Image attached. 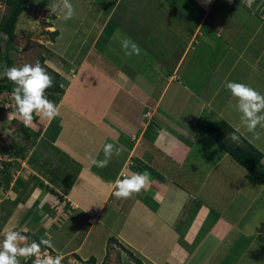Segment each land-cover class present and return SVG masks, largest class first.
Masks as SVG:
<instances>
[{
  "label": "crops",
  "instance_id": "1",
  "mask_svg": "<svg viewBox=\"0 0 264 264\" xmlns=\"http://www.w3.org/2000/svg\"><path fill=\"white\" fill-rule=\"evenodd\" d=\"M188 1L186 18L175 17L177 11L170 14L159 2L161 26L150 31L147 25L157 19L158 9L150 1L127 3L118 22L111 20L112 10L106 16L98 12L76 41L77 50L86 49L83 54L80 49L84 57L78 63L62 58L63 51L54 52L52 59L64 65L56 62V70L51 69L60 75V95L54 101L60 115L49 147L57 162L49 171L64 163L72 184L63 194L56 188L50 191L51 186L32 172V189H39V198L22 192L13 203L20 189L12 179L0 191V205L5 204L7 218L17 222L14 228L38 241L50 239L54 247L42 252L62 255V263L96 260L83 255L93 230L105 235L93 238L103 243L102 249L112 241L141 264H207L219 246L225 243L229 252L236 245L234 234L240 237V253L248 239H254L259 224L244 221L229 204L240 191L254 189L256 210L262 211L264 185L214 143L205 124L223 120L264 151L259 148L264 142L246 133L236 101L225 87L229 81L244 83L264 95V0H254L251 7L242 0ZM115 2L117 7L120 0ZM117 32L139 46V56L124 55ZM196 37L200 50L189 54ZM96 82L97 93L84 95ZM43 122L41 131L50 120ZM106 143L122 145L124 151L113 155L107 167H95L88 157L103 160ZM263 157L264 152L261 161ZM142 172L150 174L151 182L139 194L117 199L111 193L117 179ZM121 173L125 176L119 177ZM227 197L230 200L223 202ZM256 237L263 243L264 236Z\"/></svg>",
  "mask_w": 264,
  "mask_h": 264
},
{
  "label": "rangeland",
  "instance_id": "2",
  "mask_svg": "<svg viewBox=\"0 0 264 264\" xmlns=\"http://www.w3.org/2000/svg\"><path fill=\"white\" fill-rule=\"evenodd\" d=\"M38 1L40 0H29V3L33 4ZM115 1L116 0H110V1L109 0H69V3H71L74 8L75 14L72 19H69L67 21H65L61 16L58 15L57 16L58 19L55 22L54 17L57 14L52 13L49 7V5L53 3H60L61 0H50L49 5L43 9H38L33 12L30 11L22 12L18 17V21L14 31V36L10 41V49L7 51V56L9 59H11L10 68L12 67L20 68L24 64H31L34 66L35 63L39 61L41 66L44 67L46 71L51 69L56 70V68L53 65H56L57 62V65L63 66L64 61H62L61 59L60 61H54L52 59L54 58L53 56H55L54 53L55 51H59V52L63 51L62 58L66 59V61L69 60L72 61V63H78V59L84 57L79 55L80 49H81V54H83V52L86 49L85 46L84 47L80 46L77 50L76 41L80 39L81 34H83L86 31V28L89 27V25L91 24V20L95 18L96 12L102 11V9L105 8L103 15L106 16V14L110 10H112L111 14L113 13L112 14L113 16L111 17V20L118 22L119 16L126 11V8H124L126 7V4L129 2L135 4L137 2V0H120L118 7H116ZM139 1L140 2L143 1L144 3H146V5L149 4V1L155 2V0H139ZM159 1L164 6L163 9L166 8L170 14H172V10H175L177 11L178 14H180L178 15L176 13L175 17L183 16V12L186 11L190 15L189 11L191 10V8L189 7L190 3L188 0H159ZM3 2L4 0H0V16L5 12V5L3 4ZM159 11L160 9H157V14H156L157 19H154L153 23L147 25V27L149 28L148 31L159 28V26H161L159 24L160 19H158V16L159 18L162 16L158 15ZM111 14L109 16H111ZM100 15L102 14L100 13L99 16ZM185 15L183 16V18H186ZM47 21H51L52 24H45L47 23ZM181 21L183 20L181 19ZM46 25H50L51 29L45 27ZM53 30H56L57 33H59V36L55 37L53 42H51L49 39L50 35L48 33L52 32ZM129 30L131 34L134 35L132 29L130 28ZM202 30L203 29H201V31ZM1 40L2 37L0 35V41ZM194 41L195 43L192 44L191 46L192 52H189V54H194L197 50H200V46L197 45L199 42V38L196 37ZM173 52L176 53V50H173ZM1 56L2 55L0 53V77L2 76V72L5 64L2 61ZM178 56L179 55L176 56L175 54L173 58L177 60ZM186 59L184 60V62H182V65L186 63ZM45 61H47L48 63L46 64ZM182 68L183 66L180 68V72L182 71ZM206 71L208 72V70ZM8 84L10 85V88L13 91L15 85L9 80H8ZM97 84L98 82H96V84L90 83V87L86 90L84 95L86 96L95 95V93H97L98 91ZM194 90L196 94H199L200 88ZM14 111H15V101L12 92H2L0 94V149L1 150H7L12 145L20 146L25 144L22 140L23 137L22 132L19 129L20 128L19 122L22 124L23 122L16 116L9 117V113H13ZM137 111L138 109H136V112ZM36 117H37L36 122H33L32 125L27 126V128L31 133H35L38 130H42L44 128L43 119H41L38 116ZM257 130L260 131L261 136L259 140H255V141L264 142V130H259V129ZM246 133L248 132L246 131ZM250 138H251V134H250ZM47 140L48 138L45 137L44 134L41 137L37 136L31 138L30 143L28 145V149H27L28 153L26 154V158L17 159L15 161L10 160V161H14L13 166H8L9 164L6 165L5 161L7 159V156L0 155V176H1L0 191L4 188V186H6L8 177H10L9 181L13 179L14 180L13 185L17 186V187L16 186L13 187L17 190L20 189L16 193L17 196L13 201V203L18 202V197L21 196L22 192L28 195L31 193L32 198L35 197L37 199L39 198L38 196L40 195V191L39 189H32L35 183L31 181L33 175L36 176L38 175L33 172L32 167L29 166L27 162L28 161L35 162L34 160L37 161L39 159L41 160L43 159L42 160L43 164L38 166L39 172H41V174L42 172L43 173L47 172L51 166L55 165V163L57 162V158L54 156L53 154L54 152L48 147L50 145L45 144L43 146V144ZM259 148L264 149V146H260ZM261 152L263 153L264 151L262 150ZM39 162L41 161L39 160ZM261 162L264 165V157ZM23 167L27 169L25 170V173H22V171L24 170ZM35 186L38 187L37 184ZM10 191H12V189H10ZM50 191H54L52 187ZM255 192L256 191L254 189L247 192L246 189L244 191H240L238 193V196H234L232 198V203L229 204L232 208H235L237 210V213L242 214L244 221L248 220L249 223L259 224L256 225L254 231L255 232L254 239L252 237L248 239L249 241L251 240L250 241L251 244L249 243V241H247L246 242L247 249H245L244 252L240 253V251L236 248L237 244L240 246V242L237 241L240 237L239 235L234 234L233 239L236 245L230 247L229 252L227 248H225L226 247L225 243L219 246L216 249L214 255L212 257H208L207 264H264V245H263L264 239L261 238L262 236H264V228H263L264 208L262 211H259V209L256 210V206L258 205V200L252 198ZM210 200L215 201L216 197L211 196ZM229 200L230 197L223 198V202L225 203H227ZM260 200L262 199L260 198ZM4 205L5 204L0 205V241L3 240L4 238L3 234L5 231L7 230L20 231L19 228L17 227L14 228V225H16L17 222L12 220L10 221L7 218V215L5 214L4 211ZM262 206H264V203H262ZM85 228L79 230L80 237H82L83 234L85 233ZM257 235H259L258 240L261 238L260 242L263 243H257L256 241ZM104 236H105L104 234L99 233L96 230H93V232L88 237L87 244L83 250V255H85L86 257L92 255L96 259L95 261L93 260V264H135L133 258L129 256V252L121 248L117 244L113 243L112 241H107L108 244L105 245L104 249H102L103 243L102 242L100 243L98 240L93 239V238L103 239ZM75 242L76 241H74L73 243ZM239 256H241L240 257L241 259L239 260V262L235 263V260ZM35 258L37 259L40 257H33L32 259L35 260ZM62 264H66V263H62ZM85 264H91V263L87 261L85 262Z\"/></svg>",
  "mask_w": 264,
  "mask_h": 264
},
{
  "label": "clouds",
  "instance_id": "3",
  "mask_svg": "<svg viewBox=\"0 0 264 264\" xmlns=\"http://www.w3.org/2000/svg\"><path fill=\"white\" fill-rule=\"evenodd\" d=\"M208 2L210 3L211 0ZM242 2L251 7L254 0H242ZM228 3H232V0H228ZM49 7L52 13L61 16L65 21L72 19L75 14L69 0H61L60 3H53ZM116 36L120 38L121 48L126 57L140 55L141 49L131 38L120 37L119 32ZM45 63L48 62L45 61ZM3 77L15 85L12 92L15 111L9 113V117L16 116L27 127L32 125L34 114L43 120H52L60 115L57 105L45 95L46 90L53 87L54 78L47 73L39 61L34 66L24 64L20 68H6ZM225 87L236 101L235 110L240 114L241 124L251 134L252 140H259L261 133L257 129L264 130V95L244 83L229 81L226 82ZM239 132L240 129L235 128L226 139L239 146L241 143V137L237 134ZM114 148L115 152L113 151ZM123 151L122 145L116 147L114 144L106 143L103 146L105 157L103 160H97L91 156L88 159L95 167L105 168L113 155L119 156ZM124 176L125 174L121 173L119 177ZM150 182L148 172L131 173L130 176L115 181L116 190L113 191V195L117 199H131L134 194H139ZM90 222L91 220H87V223ZM24 231L7 230L4 232V238L0 241V264H21V258L27 261L33 257L41 256L44 258H35L32 260V264H62L64 260L62 255L53 256L42 252V245L45 249L54 247L50 239H41L39 242L33 240L28 243L29 237L26 235L27 232H25L26 234L23 233ZM70 264H78V262L73 260Z\"/></svg>",
  "mask_w": 264,
  "mask_h": 264
},
{
  "label": "trees",
  "instance_id": "4",
  "mask_svg": "<svg viewBox=\"0 0 264 264\" xmlns=\"http://www.w3.org/2000/svg\"><path fill=\"white\" fill-rule=\"evenodd\" d=\"M159 0L150 1V5L156 6L154 9L159 7ZM3 4L5 5V12L0 16V35L2 40L0 41V53L2 57V61L4 64V69L2 72V76L0 77V94L2 92H13L8 84V79L3 77V73L5 72L6 68H10L11 66V59L7 56V51L10 49V41L14 36L15 27L18 21V17L24 11H36L38 9H43L48 6V0H40L36 3L30 4L29 0H4ZM118 7V6H117ZM161 10V8H158ZM143 12L142 8L140 9ZM98 13V12H96ZM99 13L103 14L102 11ZM113 15H111L112 17ZM51 24V23H45ZM96 25V24H95ZM45 27H51L50 25H46ZM46 32V31H45ZM48 33V32H47ZM50 35V41L53 42L54 38L58 36L56 30L48 33ZM83 35V34H82ZM47 73L52 76L53 79V87H50L46 90L45 95L51 101H55L57 96L60 92V87L58 84L59 75L52 70H48ZM37 117L34 114L33 122H36ZM20 131L22 132V140L25 143L24 145H12L7 150L0 149V155L7 156L6 165L13 166L14 161L17 159L26 158L28 145L30 143V139L33 137H41L43 134L45 137L48 138L47 141L43 144V146L50 145L52 146L53 139L55 138L58 132V121L57 119H52L46 126V128L41 131L38 130L35 133H31L29 129L22 123L19 122ZM205 131L214 141V143L223 151L225 152L231 159L234 161L239 167L244 169L248 174L258 175L259 176V183L264 185V167L261 165L262 153L255 149L251 144L246 142L243 138H241V143L239 146L232 143L231 141H227L226 137L233 129L223 120L218 121H210L205 124ZM48 146V147H50ZM46 148V147H44ZM56 152V151H55ZM35 155V154H34ZM60 156V153H59ZM39 158V157H38ZM60 158V157H59ZM14 160V161H10ZM39 160L41 162H39ZM34 160L35 162H27L29 166L32 167L33 172L37 174L40 178H43L52 188L58 189L62 194L66 192L71 184H72V175L62 167H54L51 172L48 170L47 172L41 174L39 172L38 166L43 164L42 160ZM36 165V166H35ZM35 170V171H34ZM14 172V171H12ZM13 174V173H12ZM47 176V177H46ZM8 177L7 180H9ZM251 180V178H248ZM26 234V233H25ZM33 240L38 241L35 235L33 234H26ZM41 248H45L43 245ZM134 260L135 264H141L139 260H137L131 253H129ZM32 258L25 261L21 258V264H32ZM93 258L86 260L85 262H90L93 264Z\"/></svg>",
  "mask_w": 264,
  "mask_h": 264
},
{
  "label": "built area",
  "instance_id": "5",
  "mask_svg": "<svg viewBox=\"0 0 264 264\" xmlns=\"http://www.w3.org/2000/svg\"><path fill=\"white\" fill-rule=\"evenodd\" d=\"M122 176H123V174H122ZM111 193L113 194L114 192L113 191H111ZM89 222V221H88Z\"/></svg>",
  "mask_w": 264,
  "mask_h": 264
}]
</instances>
